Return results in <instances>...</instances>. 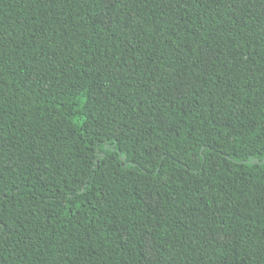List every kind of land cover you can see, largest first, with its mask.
I'll list each match as a JSON object with an SVG mask.
<instances>
[{
	"label": "trees",
	"instance_id": "16d2710c",
	"mask_svg": "<svg viewBox=\"0 0 264 264\" xmlns=\"http://www.w3.org/2000/svg\"><path fill=\"white\" fill-rule=\"evenodd\" d=\"M0 264H264V0H0Z\"/></svg>",
	"mask_w": 264,
	"mask_h": 264
},
{
	"label": "rangeland",
	"instance_id": "374dc122",
	"mask_svg": "<svg viewBox=\"0 0 264 264\" xmlns=\"http://www.w3.org/2000/svg\"><path fill=\"white\" fill-rule=\"evenodd\" d=\"M147 250H148L149 253H152V247H151V245H148Z\"/></svg>",
	"mask_w": 264,
	"mask_h": 264
}]
</instances>
